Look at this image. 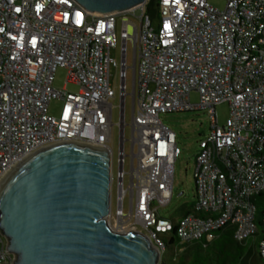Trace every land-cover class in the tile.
Returning a JSON list of instances; mask_svg holds the SVG:
<instances>
[{"label": "built area", "instance_id": "2783aa9c", "mask_svg": "<svg viewBox=\"0 0 264 264\" xmlns=\"http://www.w3.org/2000/svg\"><path fill=\"white\" fill-rule=\"evenodd\" d=\"M157 1L160 16L152 19L145 5L93 15L74 0H0V183L47 147L105 148L111 198L115 181L117 186L109 226L119 233L141 231L164 261L165 239L173 231L180 245L211 243L225 227L234 228L239 243L256 234L254 200L264 192V0H226L223 10L212 0ZM118 40L120 63L111 55ZM129 42L139 53L133 56L130 125ZM112 68L119 71L116 177ZM59 69L67 70L66 85L79 87L77 92L55 88ZM53 101L62 103L57 116L50 114ZM224 104L229 117L221 125L217 108ZM192 111L207 113L210 129L196 155L194 212L174 222L159 209L171 203L181 150L160 116ZM262 221L264 227V214ZM13 260L0 233V264Z\"/></svg>", "mask_w": 264, "mask_h": 264}, {"label": "water", "instance_id": "95a60500", "mask_svg": "<svg viewBox=\"0 0 264 264\" xmlns=\"http://www.w3.org/2000/svg\"><path fill=\"white\" fill-rule=\"evenodd\" d=\"M93 15L148 0H74ZM135 64V60H134ZM111 159L78 143L47 147L0 183V233L12 264H164L141 231L111 229Z\"/></svg>", "mask_w": 264, "mask_h": 264}, {"label": "rangeland", "instance_id": "374dc122", "mask_svg": "<svg viewBox=\"0 0 264 264\" xmlns=\"http://www.w3.org/2000/svg\"><path fill=\"white\" fill-rule=\"evenodd\" d=\"M226 0H212L211 4L220 10H223L225 7ZM136 16H140V12L136 11ZM139 23L138 20H136ZM158 21L156 20V23ZM118 32H120V25L117 26ZM132 28H129V32H132ZM134 52L138 55V51H135V48L131 42L127 44V66L128 76H127V93L128 97L126 99V123L130 125L132 117V102H133V70L134 65ZM112 58L120 63V41L118 40L117 48L114 49L111 53ZM111 84L112 88L116 91L117 97L112 100L113 105L115 106L113 111V122L114 127L112 129V142L110 147L114 152L113 158V175L116 177L117 174V154L119 149V106L120 101L118 97L119 93V71L116 68L111 69ZM68 72L65 69H59L56 73L54 86L57 89H67L70 92H77L79 87L75 85H66V79ZM192 103L198 102L197 94L191 96ZM62 103L59 101H53L50 105V114L57 116L59 114ZM217 115L219 123L225 125L229 117V107L228 105H221L217 108ZM160 119L162 123L171 129L176 135V142L181 150L180 157L175 162L174 167V182H173V197L171 203L168 206H160V215L165 219H170L172 216H175L178 210L186 205L191 203L195 198V162L196 155L199 150V141L204 139L205 136L209 133L210 121L207 113L203 111H192V112H182V113H172L161 115ZM125 137L127 140H130L131 131L130 127L127 126L125 131ZM127 155L130 154V143H126L125 147ZM126 171H129V159H127ZM128 185V180L126 181V186ZM112 209L116 208V199H117V186L116 181L112 189ZM125 208L128 209L129 198L125 199ZM166 263L171 262L169 256H163Z\"/></svg>", "mask_w": 264, "mask_h": 264}, {"label": "trees", "instance_id": "16d2710c", "mask_svg": "<svg viewBox=\"0 0 264 264\" xmlns=\"http://www.w3.org/2000/svg\"><path fill=\"white\" fill-rule=\"evenodd\" d=\"M145 12L152 19L160 16L158 1L148 0ZM256 205V234L246 243H239L234 239V228L225 227L215 233L211 243L204 240L191 244L180 245L175 231L165 239V256L171 258L169 264H264L261 253V242L264 240V227L262 217L264 214V192L254 200ZM178 211L183 212V217L194 212V202L182 206ZM179 252V249H182ZM164 264H167L164 262Z\"/></svg>", "mask_w": 264, "mask_h": 264}, {"label": "crops", "instance_id": "0c3cea01", "mask_svg": "<svg viewBox=\"0 0 264 264\" xmlns=\"http://www.w3.org/2000/svg\"><path fill=\"white\" fill-rule=\"evenodd\" d=\"M194 200H195V198H194ZM194 200L192 202H194ZM182 217H183V212L178 211L175 216H172L170 218V220L176 222ZM182 251H183V248L179 250V252H182ZM164 262H166L165 259H164Z\"/></svg>", "mask_w": 264, "mask_h": 264}, {"label": "clouds", "instance_id": "9594fccd", "mask_svg": "<svg viewBox=\"0 0 264 264\" xmlns=\"http://www.w3.org/2000/svg\"><path fill=\"white\" fill-rule=\"evenodd\" d=\"M164 262V261H163Z\"/></svg>", "mask_w": 264, "mask_h": 264}]
</instances>
